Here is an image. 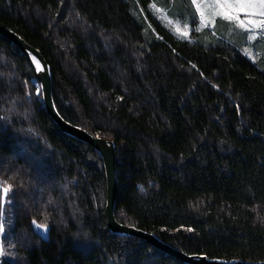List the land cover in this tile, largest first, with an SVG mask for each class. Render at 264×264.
<instances>
[{"label": "trees", "instance_id": "obj_1", "mask_svg": "<svg viewBox=\"0 0 264 264\" xmlns=\"http://www.w3.org/2000/svg\"><path fill=\"white\" fill-rule=\"evenodd\" d=\"M189 4L0 0V26L45 59L60 117L113 142L119 224L186 255L264 262V40L219 19L196 31ZM37 87L0 36V182L12 186L0 264H183L108 230L101 158L53 123Z\"/></svg>", "mask_w": 264, "mask_h": 264}, {"label": "water", "instance_id": "obj_2", "mask_svg": "<svg viewBox=\"0 0 264 264\" xmlns=\"http://www.w3.org/2000/svg\"><path fill=\"white\" fill-rule=\"evenodd\" d=\"M0 36L9 40L15 45L21 52V54L28 61L35 81L41 88V102L43 107L53 121V123L66 135L91 146L100 156L105 180H106V201H105V216L108 230L115 235L121 237H129L141 240L172 258L181 261L183 264H264V262H244L240 260H210L204 255H186L173 247L165 244L159 238L151 233L144 232L134 227L124 226L119 224L115 218V205L117 196V183L115 177V146L112 141L104 140L98 136H92L86 131L70 125L64 121L57 113L52 99L51 90V76L49 66L41 53L24 42L19 36L12 31L0 26ZM35 56L39 61V65L32 61V57Z\"/></svg>", "mask_w": 264, "mask_h": 264}, {"label": "snow or ice", "instance_id": "obj_3", "mask_svg": "<svg viewBox=\"0 0 264 264\" xmlns=\"http://www.w3.org/2000/svg\"><path fill=\"white\" fill-rule=\"evenodd\" d=\"M149 7L150 10L154 9L161 16L165 14V10L157 7L155 2L150 4ZM189 7L193 9L190 17L192 21L195 22V18H199V26L196 28V31L208 27L215 28L217 26V19H219L221 22H227L238 29L246 31L248 33L247 39L250 41L256 40L257 36L264 38V0H190ZM141 12H143V9H141ZM169 22L171 23V21ZM177 32L181 37L187 38L189 36L188 25L185 24L183 31L177 28ZM158 38L162 39V37ZM245 51L251 59V53L247 49ZM32 61L39 65V61L35 56L32 57ZM36 91L39 95L41 88L37 87ZM4 119H7V117H0V120ZM28 131L33 132L32 129ZM5 183L0 182V209L4 207L8 194L12 190V186H4ZM0 215H2V212H0ZM45 220H47V217H45ZM32 225L38 231H48V224L46 222L37 223L36 220H33ZM187 231H192V229H187ZM3 233H5V226L3 222H0V234ZM6 255L8 253L5 251L3 244L0 243V256ZM223 264H226V262H223Z\"/></svg>", "mask_w": 264, "mask_h": 264}, {"label": "rangeland", "instance_id": "obj_4", "mask_svg": "<svg viewBox=\"0 0 264 264\" xmlns=\"http://www.w3.org/2000/svg\"><path fill=\"white\" fill-rule=\"evenodd\" d=\"M151 12L154 14V16H155V17H156V18H157V19H158L163 25H165L167 28H169V29H170V30H171V31H172L177 37H179V38H181V39H185V40H187V41H189V42L195 43V39H194L195 36L192 35V32H193L194 28L191 26V24H188V23H187V25H188V30H189V36H188L187 38H184V37H181V36L178 34V32H177V28H179L181 31H183L185 25H181L179 21H173V20H170V19L167 17L166 13H165L163 16H161V14L155 12L154 9H152ZM198 20H199V18H198ZM217 20H218V19H217ZM169 21H171V23H170ZM205 29H209V30H211V29H213V28L208 27V28H205ZM239 30H241V29H239ZM241 31H243V30H241ZM243 32H246V31H243ZM246 33H247V32H246ZM247 36H248V33H247ZM258 38H260V37L257 36V39H258ZM262 39L264 40V38H262ZM248 41L251 43V42H253V41H255V40H253V41L248 40ZM243 53H244L245 55H247L246 51H244ZM247 56H248V55H247ZM7 202H8V199H7ZM7 202H6V203H7ZM6 203L4 204V207H3L2 209H0V212H2V215H0L1 219H2L3 213H4V211H5V205H6ZM38 233H39L41 236H43V237H45L46 234H47V232H43V231H39Z\"/></svg>", "mask_w": 264, "mask_h": 264}]
</instances>
